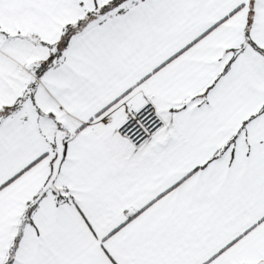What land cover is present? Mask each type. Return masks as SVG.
Instances as JSON below:
<instances>
[{
  "label": "snow or ice",
  "instance_id": "snow-or-ice-1",
  "mask_svg": "<svg viewBox=\"0 0 264 264\" xmlns=\"http://www.w3.org/2000/svg\"><path fill=\"white\" fill-rule=\"evenodd\" d=\"M0 264H264V0H0Z\"/></svg>",
  "mask_w": 264,
  "mask_h": 264
}]
</instances>
